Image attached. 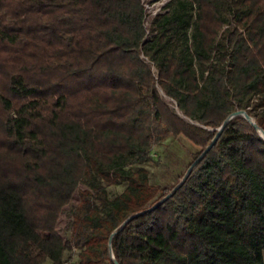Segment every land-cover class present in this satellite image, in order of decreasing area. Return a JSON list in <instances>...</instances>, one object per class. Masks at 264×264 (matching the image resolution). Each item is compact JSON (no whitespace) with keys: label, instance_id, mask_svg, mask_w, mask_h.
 <instances>
[{"label":"trees","instance_id":"16d2710c","mask_svg":"<svg viewBox=\"0 0 264 264\" xmlns=\"http://www.w3.org/2000/svg\"><path fill=\"white\" fill-rule=\"evenodd\" d=\"M145 16L141 0H0V264H64L68 247L77 264H264V138L242 116L122 225L234 112L264 134V0H168L149 38ZM179 135L199 150L173 185L126 168Z\"/></svg>","mask_w":264,"mask_h":264},{"label":"rangeland","instance_id":"374dc122","mask_svg":"<svg viewBox=\"0 0 264 264\" xmlns=\"http://www.w3.org/2000/svg\"><path fill=\"white\" fill-rule=\"evenodd\" d=\"M141 2L145 8L146 13L144 19L146 37L149 38L152 32V20L157 14L164 11L168 0H141ZM142 59L147 62V60L143 58V56ZM150 66L152 71L156 75L154 67L151 64ZM157 88L162 100L172 112H174L178 116L180 115L181 118L191 124L201 125L198 122L190 121L189 119H187L177 109L176 103L169 97L165 99L163 97L164 92H162L159 87ZM198 150L199 147L195 146L182 135H179L177 137L169 136L159 144L151 146L150 160L144 161L143 163L128 165L126 166V168L136 170L142 167L148 172L150 185L158 186L160 188H168L169 186L177 182V180L184 173L185 169L188 167ZM101 185L106 190L107 195L110 198H113L116 195L120 194L126 187L125 182H120L119 184L111 186H107L104 182H101ZM86 189V184H80L78 191L73 195L70 203L63 209V212L60 216L57 224V231L65 241L69 240L72 233L76 213L81 200L80 192ZM78 252V250L68 247L63 255L64 264H77ZM44 264H51V261L47 260Z\"/></svg>","mask_w":264,"mask_h":264},{"label":"water","instance_id":"95a60500","mask_svg":"<svg viewBox=\"0 0 264 264\" xmlns=\"http://www.w3.org/2000/svg\"><path fill=\"white\" fill-rule=\"evenodd\" d=\"M180 116V115H179ZM234 116H242L244 119H246L247 121H249L258 131V133H260L263 138H264V134L258 129L254 119L252 117H250L248 115L247 112L245 111H236L234 112L232 115L229 116V118L221 125L220 128L217 129V133L214 136V138L212 139V141L210 142V144L203 150V152L191 163V165L187 168L183 178L181 179V181L173 188V190L171 192H169L166 196H164L159 202H157L156 204H154L153 206H151L150 208L136 213L133 216L128 217L122 225H124L128 220H130L132 217L137 216L139 214L145 213V212H149L152 211L153 209H155L156 207H158L160 204H162L163 202H165L167 199H169L177 190L178 188L183 184V182L187 179V177L189 176V174L191 173L192 169L204 158V156L211 150V148L214 146V144L216 143V141L218 140V137L220 136V133L222 131V129L225 127V125L228 123V121L234 117ZM113 264H118L117 261H113Z\"/></svg>","mask_w":264,"mask_h":264},{"label":"bare ground","instance_id":"6f19581e","mask_svg":"<svg viewBox=\"0 0 264 264\" xmlns=\"http://www.w3.org/2000/svg\"><path fill=\"white\" fill-rule=\"evenodd\" d=\"M163 97H164L165 99H167V97H166L165 95H163Z\"/></svg>","mask_w":264,"mask_h":264}]
</instances>
